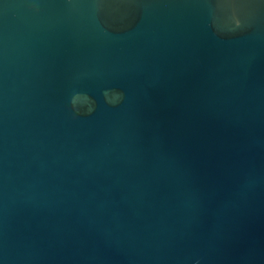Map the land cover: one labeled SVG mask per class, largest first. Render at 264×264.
Returning a JSON list of instances; mask_svg holds the SVG:
<instances>
[{
	"label": "water",
	"instance_id": "obj_1",
	"mask_svg": "<svg viewBox=\"0 0 264 264\" xmlns=\"http://www.w3.org/2000/svg\"><path fill=\"white\" fill-rule=\"evenodd\" d=\"M0 264H264V0H0Z\"/></svg>",
	"mask_w": 264,
	"mask_h": 264
}]
</instances>
